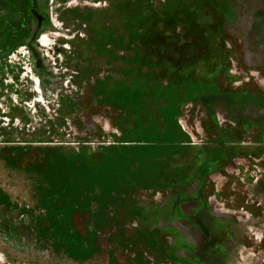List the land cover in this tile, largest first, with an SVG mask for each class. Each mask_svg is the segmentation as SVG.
Listing matches in <instances>:
<instances>
[{"label":"rangeland","instance_id":"rangeland-1","mask_svg":"<svg viewBox=\"0 0 264 264\" xmlns=\"http://www.w3.org/2000/svg\"><path fill=\"white\" fill-rule=\"evenodd\" d=\"M32 2L0 10V264H264V0Z\"/></svg>","mask_w":264,"mask_h":264},{"label":"trees","instance_id":"trees-1","mask_svg":"<svg viewBox=\"0 0 264 264\" xmlns=\"http://www.w3.org/2000/svg\"><path fill=\"white\" fill-rule=\"evenodd\" d=\"M32 4V0H0V10L19 13L26 19L27 25L30 26L31 17L29 16V10ZM29 35L30 31L27 29L23 36L27 38Z\"/></svg>","mask_w":264,"mask_h":264},{"label":"flooded vegetation","instance_id":"flooded-vegetation-1","mask_svg":"<svg viewBox=\"0 0 264 264\" xmlns=\"http://www.w3.org/2000/svg\"><path fill=\"white\" fill-rule=\"evenodd\" d=\"M201 129H202V128H201ZM201 129H200L199 133H201V131L203 130V129H202V130H201ZM204 131H205V129H204ZM189 135L191 136V138H192L193 140H195V138H194V136H193V133H189ZM213 199H214V202H215V203H219L218 200H217V196H215ZM233 247H234V245H233ZM233 247H232V245H231L230 249H232Z\"/></svg>","mask_w":264,"mask_h":264}]
</instances>
